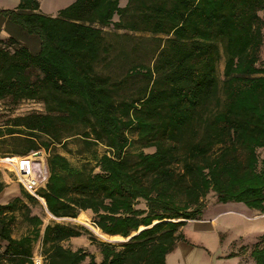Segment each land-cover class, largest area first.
<instances>
[{
	"label": "trees",
	"instance_id": "obj_1",
	"mask_svg": "<svg viewBox=\"0 0 264 264\" xmlns=\"http://www.w3.org/2000/svg\"><path fill=\"white\" fill-rule=\"evenodd\" d=\"M109 25L154 37L152 63L131 66L119 81L98 75ZM263 29L264 0H127L124 8L119 0H75L54 17L41 13L39 0H20L0 10V101L46 108L0 128V138H23L12 155L65 146L77 128L87 146L106 150L91 169L49 153L37 193L45 209L24 191L28 207L20 197L0 205V264H35L37 242L41 264H164L186 241L180 229L201 219L208 195L264 214ZM133 144L141 151L129 153ZM82 212L102 234L131 238L113 245L55 221ZM18 217L28 231L16 239ZM84 236L99 261L64 246ZM240 250L264 264V235Z\"/></svg>",
	"mask_w": 264,
	"mask_h": 264
},
{
	"label": "rangeland",
	"instance_id": "obj_2",
	"mask_svg": "<svg viewBox=\"0 0 264 264\" xmlns=\"http://www.w3.org/2000/svg\"><path fill=\"white\" fill-rule=\"evenodd\" d=\"M20 0H11L10 4L11 7L14 6V2L17 4ZM72 0H42L41 2V8L42 12L45 14H51L56 12L57 9L64 8L70 4ZM2 2V0H0ZM17 4L15 6H17ZM16 8V7H15ZM14 8V9H15ZM105 45L107 48V53L102 56V59L95 65V72L98 75L102 76H108L112 79V81H119L122 80L125 77L126 67L127 70L137 64H151L152 59L154 56V49L157 46L156 39L148 34H128V33H118L115 32L113 29L108 28L106 32L103 33ZM2 37H6V34L3 32ZM223 64L224 60L223 57L220 61V63L217 66V75L219 78V81L222 80V71H223ZM137 85H133V87L126 86L127 90L123 91V94L128 95L129 92L133 93L135 91ZM122 94V93H121ZM31 113H40L44 114L46 113L45 106L40 103L39 101H29L24 100L20 101L18 103H12L10 100H4L0 101V128H4V123L12 119L14 117H20ZM83 129L77 128L75 135H72L68 137L65 140V146L61 145H51L50 149L48 151H45L44 149H40L39 151H36L35 153L29 154L25 157H28L27 160L31 163V166L33 167V162L37 161H45L48 157L49 153H58L62 156H64L71 165L75 167H80L81 165H88V168L91 169L95 166V157H99L102 154L105 153V148L101 145L96 146H87L83 139L81 138L80 134L82 133ZM47 140L46 137L40 136L37 138V141L45 142ZM21 145H23V138L18 137H11V136H4L0 138V159L7 157V156H15L12 155V151L14 150H20ZM131 154H136L137 152L141 151L136 145H131L128 150ZM152 150H144V152H150ZM259 157L260 159L264 158V151H259ZM43 163L41 164V167L43 168ZM46 177H47V169L45 170ZM0 174H1V180L5 181V184L9 189L12 190V195L17 196L21 195V191H24L17 183L15 174L5 168L3 165L0 164ZM31 174V173H30ZM44 182L40 185L42 187ZM39 187V189H40ZM25 192V191H24ZM215 197L210 194L208 195L206 199V206L201 214V216L207 217L209 216L214 209H216L217 206L215 205H221L219 203H215ZM236 205V204H231ZM223 206H225L223 204ZM139 207L142 208L143 204H139ZM233 207V206H229ZM238 207H244V206H238ZM33 213L39 214L43 219L44 223H48L51 217L49 215L43 214L41 208L37 205H34L32 207ZM241 209V208H240ZM247 209V208H242ZM248 211V210H246ZM248 214L252 216H263L256 212H248ZM201 217V218H202ZM58 223H63L67 225H74V226H83L86 227L90 232L94 233L93 235L96 237L98 241L104 242V241H116L114 243H109L113 245H120L126 242V239H117V240H109L105 239L102 236H100L97 232H95L92 228V216L89 212H82L78 215L76 220H70V219H59L55 220ZM233 228L236 229L237 232L242 233L243 239H240V242L238 244H241L242 247L249 248V246L253 243L255 240V233H252L253 228L244 227L243 225L237 226L236 224L233 225ZM25 226L21 223L17 226L15 235L20 236L24 234ZM260 235H264V230L260 231ZM258 235L256 239L260 236ZM103 240V241H102ZM107 243V242H105ZM64 246H69L72 249H77L79 247L83 249H88L93 253L96 260L99 261L100 254L98 252V249L89 244V241L87 237H81L79 239L73 240L71 242L64 243ZM40 246L36 244L35 251L39 252Z\"/></svg>",
	"mask_w": 264,
	"mask_h": 264
},
{
	"label": "crops",
	"instance_id": "obj_3",
	"mask_svg": "<svg viewBox=\"0 0 264 264\" xmlns=\"http://www.w3.org/2000/svg\"><path fill=\"white\" fill-rule=\"evenodd\" d=\"M74 1L75 0H72L70 4H72ZM10 2L11 0H2V2H0V10H13L15 7H17L15 6L17 2L16 3L14 2L13 4L14 6L12 7ZM41 2L42 0H39L40 11L42 14L46 16L54 17L57 15L59 10L63 9V8L57 9L56 12L54 13L45 14L42 12ZM126 4H127V0H119L120 8H124ZM111 21L112 23L119 21L118 15H114ZM108 28H111L118 33L121 32L128 34L132 33L124 30H116L113 28V25L104 27L103 33L106 32ZM2 34L3 33H0L1 37ZM132 34L138 35L141 33H132ZM263 36H264V29H263ZM260 59L264 64V44L260 51ZM127 68L128 67H126V72H127ZM17 161L19 162V159H17ZM40 163L41 164L43 163L44 165L43 168L46 170L45 161L43 160L42 162L40 160ZM0 181L4 183V189L2 190V192H0V205L8 203L11 199L15 197H20L22 202L25 205H27V207L28 205H30L28 203V199H26L21 195L11 197V195L13 194L12 193L13 189H9V187H7V185L5 184V181L1 180V178ZM18 185L20 186V184ZM214 202L217 203L216 201ZM231 204H235V203L224 204L225 206H223V204L215 205L217 206L216 209H214L209 216L204 218L202 217L200 220L187 221L185 226H183L180 229L186 241L178 242L176 244L174 250L166 255L164 264H254L253 260L249 258L247 253L241 252L240 248L242 247V245L238 243L240 242V239H243V236L242 233L237 232L236 229L233 228V225L235 224L237 226L243 225L244 227L253 228L252 233H255L254 234L255 240L253 241L254 243L256 241V237L260 235V231L264 230V218L263 216L258 217V216H252L253 214L252 215L248 214V212L252 213L254 211L248 209H245L244 211V209H242L244 207H238L241 206L242 204H236V205H231ZM229 206H233V207H229ZM37 216L41 217L39 214H37ZM70 220H76V219H70ZM21 223L25 226L24 234L20 236H16L15 235L16 228ZM27 231H28L27 225L22 222V219L20 217H18L16 226L13 231V238L19 239L22 236L26 235ZM76 239L79 238H72L69 242ZM117 239L120 238L110 237L109 240H117ZM104 242L114 243L116 241L107 240ZM37 245L40 246V250L39 252H36L34 248L33 261L35 259H40L41 262L42 260L41 243L37 242Z\"/></svg>",
	"mask_w": 264,
	"mask_h": 264
},
{
	"label": "built area",
	"instance_id": "obj_4",
	"mask_svg": "<svg viewBox=\"0 0 264 264\" xmlns=\"http://www.w3.org/2000/svg\"><path fill=\"white\" fill-rule=\"evenodd\" d=\"M27 158L28 157L7 156L0 159V164L11 170L15 174L16 180L23 190L34 199L38 200V189L40 185L46 181V172L45 169L41 167L40 161H34L32 167ZM17 159H19V162ZM34 262L35 264H41L40 259H35Z\"/></svg>",
	"mask_w": 264,
	"mask_h": 264
},
{
	"label": "bare ground",
	"instance_id": "obj_5",
	"mask_svg": "<svg viewBox=\"0 0 264 264\" xmlns=\"http://www.w3.org/2000/svg\"><path fill=\"white\" fill-rule=\"evenodd\" d=\"M38 202L43 206V208L45 209V205H44V201L41 198H38ZM46 211V210H45ZM95 232H97L100 236H102L105 239H110V237L102 234L99 230L92 228ZM94 234V233H93ZM95 235V234H94Z\"/></svg>",
	"mask_w": 264,
	"mask_h": 264
},
{
	"label": "water",
	"instance_id": "obj_6",
	"mask_svg": "<svg viewBox=\"0 0 264 264\" xmlns=\"http://www.w3.org/2000/svg\"><path fill=\"white\" fill-rule=\"evenodd\" d=\"M131 237L127 238L126 241H128Z\"/></svg>",
	"mask_w": 264,
	"mask_h": 264
}]
</instances>
